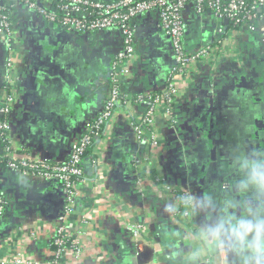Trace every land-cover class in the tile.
I'll list each match as a JSON object with an SVG mask.
<instances>
[{
    "label": "crops",
    "instance_id": "0c3cea01",
    "mask_svg": "<svg viewBox=\"0 0 264 264\" xmlns=\"http://www.w3.org/2000/svg\"><path fill=\"white\" fill-rule=\"evenodd\" d=\"M16 10L12 155L61 162L83 124L103 106L108 87L98 91L96 82L121 38L113 29L68 33L22 5ZM187 21V46L210 43L216 52L183 76L176 122L159 119L156 146L149 139L140 147L134 142L129 120L137 107L117 110L105 141L87 153L86 180L78 186L68 224L78 238L85 232L83 260L69 256L64 264H255L258 259L252 249L264 243V186L251 181L249 165L264 163V34L227 26L225 20L220 35L211 14L189 12ZM259 24L264 27V18ZM138 37L155 72L142 81L128 77L127 85L161 83L172 65L171 38L151 16L140 21ZM10 53L0 37V101L9 93ZM0 193L6 201L1 258L44 264L52 256L65 203L61 184L4 165ZM130 223L141 224L138 236L128 230Z\"/></svg>",
    "mask_w": 264,
    "mask_h": 264
},
{
    "label": "built area",
    "instance_id": "2783aa9c",
    "mask_svg": "<svg viewBox=\"0 0 264 264\" xmlns=\"http://www.w3.org/2000/svg\"><path fill=\"white\" fill-rule=\"evenodd\" d=\"M19 5L37 13L44 22L60 25L68 33L90 35L113 29L118 31L121 38L120 49L106 72L98 77L96 82L98 91L102 89V85L108 87L103 106L90 116L79 135L71 142L67 158L61 162H45L36 160L33 155L21 159L12 155L14 160L6 164L13 170L19 172L31 170L61 184L65 203L58 214L51 241L55 250L44 264H64L69 256H72L76 262H81L86 249V243L82 238V233L85 232L79 231V239L68 224L76 210L78 186L86 180L84 163L88 147L105 141L104 133L110 127L119 108L126 110L127 113V109L132 106L137 107L134 116L129 120L134 142L140 147L149 139L156 146L155 133L161 129L159 119L176 122L177 95L183 76L187 74L192 64L216 52L210 43H201L195 49L187 46V14L192 12L200 16L214 15L219 21L217 33L220 35L225 33V20L235 26H244L251 32L260 30L264 34V27L259 24L264 18V0H0V37L7 41L11 50L6 64L8 73L5 77V86L9 93L0 101V151L5 142L11 143L13 132L11 116L17 103L14 94L16 91L12 57L17 27L16 9ZM148 16L158 21L162 31L171 38L172 65L161 83L149 84L145 87H142L141 83L128 86V77L132 82L142 81L149 74L151 78L155 72L139 50L140 21ZM146 69L145 73L142 72ZM6 150L13 153L10 146H6ZM132 157L135 163L139 162L140 157L136 151ZM4 197L0 193V223L5 213ZM182 197H187L189 200L190 195L184 193ZM82 221V223L88 222L86 218ZM128 230L138 236L141 224L130 223ZM222 247L225 248V244ZM0 264L39 263L24 257L8 261L0 256Z\"/></svg>",
    "mask_w": 264,
    "mask_h": 264
},
{
    "label": "clouds",
    "instance_id": "9594fccd",
    "mask_svg": "<svg viewBox=\"0 0 264 264\" xmlns=\"http://www.w3.org/2000/svg\"><path fill=\"white\" fill-rule=\"evenodd\" d=\"M249 166L251 181L264 186V163L260 161H251ZM214 235L218 237V233ZM217 243H219L218 239ZM252 251L253 254L258 257L255 264H264V243H257Z\"/></svg>",
    "mask_w": 264,
    "mask_h": 264
},
{
    "label": "trees",
    "instance_id": "16d2710c",
    "mask_svg": "<svg viewBox=\"0 0 264 264\" xmlns=\"http://www.w3.org/2000/svg\"><path fill=\"white\" fill-rule=\"evenodd\" d=\"M225 23V22H224ZM232 23L230 22L229 24H227V26L231 25ZM226 25V24H225ZM84 125V124H83ZM104 132V131H103ZM6 146H10L12 147V144L9 143L8 141L5 142L3 144V148L1 149L0 151V156H1V159H0V166H4L6 165L9 161L11 160H14L13 156H12V153H10L9 151L6 150ZM92 146H89L88 147V150H87V153L92 149ZM18 159H21V158H24V157H17ZM53 245V244H52ZM54 249L55 250V246L53 245Z\"/></svg>",
    "mask_w": 264,
    "mask_h": 264
}]
</instances>
